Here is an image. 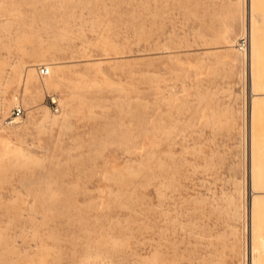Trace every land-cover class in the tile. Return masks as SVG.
<instances>
[{"label": "rangeland", "instance_id": "obj_1", "mask_svg": "<svg viewBox=\"0 0 264 264\" xmlns=\"http://www.w3.org/2000/svg\"><path fill=\"white\" fill-rule=\"evenodd\" d=\"M0 264H264V0H0Z\"/></svg>", "mask_w": 264, "mask_h": 264}, {"label": "built area", "instance_id": "obj_2", "mask_svg": "<svg viewBox=\"0 0 264 264\" xmlns=\"http://www.w3.org/2000/svg\"><path fill=\"white\" fill-rule=\"evenodd\" d=\"M243 46H245L244 42H243ZM47 73H48L47 68L42 67V68L39 69V74L40 75H47ZM20 114H21V110L20 109H16V110H14L12 115H14V117L17 118V117L20 116Z\"/></svg>", "mask_w": 264, "mask_h": 264}, {"label": "bare ground", "instance_id": "obj_3", "mask_svg": "<svg viewBox=\"0 0 264 264\" xmlns=\"http://www.w3.org/2000/svg\"><path fill=\"white\" fill-rule=\"evenodd\" d=\"M252 42H253V41H252ZM253 44H254V43H252L251 45H253ZM253 46H254V45H253ZM253 48H254V47L251 46L250 49H249L251 55H252V51L254 50ZM48 75H49V68H48ZM32 85H34V83H33L32 81H30V80H29V81L27 82V84H26V86H27L28 89H30V88L32 87ZM25 146H28V143H25ZM256 195H257V194H256Z\"/></svg>", "mask_w": 264, "mask_h": 264}]
</instances>
